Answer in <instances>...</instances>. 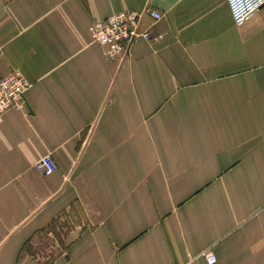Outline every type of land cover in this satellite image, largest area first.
Segmentation results:
<instances>
[{
	"label": "crops",
	"instance_id": "1",
	"mask_svg": "<svg viewBox=\"0 0 264 264\" xmlns=\"http://www.w3.org/2000/svg\"><path fill=\"white\" fill-rule=\"evenodd\" d=\"M146 7L154 39L115 60L92 42ZM13 73L30 85L0 117V264H264V4L235 25L227 0H0Z\"/></svg>",
	"mask_w": 264,
	"mask_h": 264
},
{
	"label": "built area",
	"instance_id": "2",
	"mask_svg": "<svg viewBox=\"0 0 264 264\" xmlns=\"http://www.w3.org/2000/svg\"><path fill=\"white\" fill-rule=\"evenodd\" d=\"M232 21L241 25L248 20L264 4V0H227ZM145 16L152 18L148 27L143 28ZM160 12L144 8L140 12L124 11L112 14L103 19L95 20L89 27L92 42L104 48L111 60L126 53L128 46L136 38L152 40L156 36L150 31V26L160 19ZM29 82L19 73L9 74L0 78V117L8 110L26 113L25 93ZM56 163L50 154L43 156L37 163V169L44 175L51 174ZM206 264H213L216 256L211 250L203 253Z\"/></svg>",
	"mask_w": 264,
	"mask_h": 264
},
{
	"label": "rangeland",
	"instance_id": "3",
	"mask_svg": "<svg viewBox=\"0 0 264 264\" xmlns=\"http://www.w3.org/2000/svg\"><path fill=\"white\" fill-rule=\"evenodd\" d=\"M58 224L54 226V229H52V231L48 230L39 233L35 236V238L32 239L31 246H33L32 248H34L33 258H44L46 256V253L48 254L49 250H51L49 249L50 246H52L56 240L59 241L62 240V238L66 237L68 232L71 230L69 226H63V228H61V226H58ZM33 258L31 259V262L34 261Z\"/></svg>",
	"mask_w": 264,
	"mask_h": 264
}]
</instances>
